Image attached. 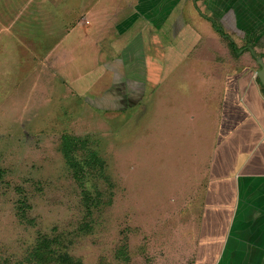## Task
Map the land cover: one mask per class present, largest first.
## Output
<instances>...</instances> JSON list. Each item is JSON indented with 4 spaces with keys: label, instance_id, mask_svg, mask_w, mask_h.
Masks as SVG:
<instances>
[{
    "label": "rangeland",
    "instance_id": "obj_1",
    "mask_svg": "<svg viewBox=\"0 0 264 264\" xmlns=\"http://www.w3.org/2000/svg\"><path fill=\"white\" fill-rule=\"evenodd\" d=\"M126 3L0 0L1 264H36L43 237L83 264H193L207 179L196 135L211 109L184 63L145 101L107 108L114 76L94 24ZM185 13L215 31L195 7ZM212 48L233 67L227 47Z\"/></svg>",
    "mask_w": 264,
    "mask_h": 264
},
{
    "label": "crops",
    "instance_id": "obj_2",
    "mask_svg": "<svg viewBox=\"0 0 264 264\" xmlns=\"http://www.w3.org/2000/svg\"><path fill=\"white\" fill-rule=\"evenodd\" d=\"M126 5L115 7L117 18L108 27L94 24L95 41L110 56L104 70L114 76L103 90L107 108L145 101L166 71L183 63L186 77L197 75L203 85L199 101L211 110L206 128L196 135L203 136L196 156L207 162V179L193 264H264V84L254 63L264 62V50L257 51L264 49V0H127ZM193 7L215 31L200 30L186 16ZM68 47H61L65 54ZM212 47H227L233 67L210 60ZM207 62L211 65L204 68Z\"/></svg>",
    "mask_w": 264,
    "mask_h": 264
},
{
    "label": "trees",
    "instance_id": "obj_3",
    "mask_svg": "<svg viewBox=\"0 0 264 264\" xmlns=\"http://www.w3.org/2000/svg\"><path fill=\"white\" fill-rule=\"evenodd\" d=\"M214 26L219 28L216 20L212 19ZM224 34V32H223ZM229 43L234 52L237 50V45L229 38ZM264 57V53L260 54ZM61 244L60 237L48 239L43 237L37 242L31 256L35 258L36 264H83L80 260L70 256L68 252L62 253L58 248ZM1 264V263H0Z\"/></svg>",
    "mask_w": 264,
    "mask_h": 264
},
{
    "label": "water",
    "instance_id": "obj_4",
    "mask_svg": "<svg viewBox=\"0 0 264 264\" xmlns=\"http://www.w3.org/2000/svg\"><path fill=\"white\" fill-rule=\"evenodd\" d=\"M259 64L261 66L260 70L258 71V76L260 77L262 83L264 84V62L263 59H259Z\"/></svg>",
    "mask_w": 264,
    "mask_h": 264
}]
</instances>
